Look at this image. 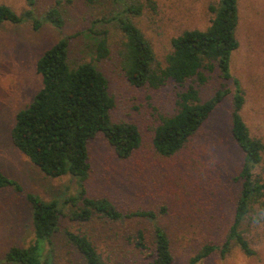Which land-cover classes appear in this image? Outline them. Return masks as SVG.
<instances>
[{
    "label": "rangeland",
    "instance_id": "1",
    "mask_svg": "<svg viewBox=\"0 0 264 264\" xmlns=\"http://www.w3.org/2000/svg\"><path fill=\"white\" fill-rule=\"evenodd\" d=\"M60 2L65 24L58 29L46 22L34 28L30 20L5 22L0 30V170L16 179L24 188L0 190V256L12 245H27L33 239L30 204L25 193L44 199L78 192L77 179L71 175L49 177L13 143L11 129L17 112L28 105L42 85L36 62L61 36L70 39L73 61L93 60L92 35L96 17L113 16L122 5L113 0H37L35 11L42 17L48 8ZM143 11L133 20L150 40L157 61L164 63L173 47L171 39L187 29H205L219 0H140ZM18 13L27 8L26 0H0ZM239 48L232 55V74L245 91L242 114L252 135L264 142V0H239ZM111 55L94 63L109 79L110 93L116 105L111 111L115 121H133L142 134V145L128 158L118 156L104 135L88 143L91 173L85 181L90 196L109 197L123 211L153 209L157 221L166 228L172 242L173 264H264V208L255 204L242 228L252 255L233 244L222 256L219 250L192 263L205 244L222 243L233 221L240 182L236 180L244 154L231 133V96L219 104L188 144L172 156L158 153L152 143L160 114H171L177 107V87L169 80L159 88L132 85L120 66V50L125 39L116 22L108 25ZM218 70L201 88L204 98L223 83ZM264 179L263 159L254 170ZM162 207L166 210L161 211ZM100 221L83 224L68 216L61 219V231L53 238L50 264H84L64 238V229H82L90 233L109 263L150 264L152 257L140 253L132 244H123L122 234L144 228L151 239L152 222L126 219L113 229L102 228Z\"/></svg>",
    "mask_w": 264,
    "mask_h": 264
},
{
    "label": "trees",
    "instance_id": "2",
    "mask_svg": "<svg viewBox=\"0 0 264 264\" xmlns=\"http://www.w3.org/2000/svg\"><path fill=\"white\" fill-rule=\"evenodd\" d=\"M72 1V0H68ZM93 1V0H90ZM122 5L113 16L93 19V60L111 54L108 25L116 22L125 39L120 50V66L132 85L159 88L169 80L177 87V107L171 114H160L154 127L152 143L155 150L172 156L181 151L208 120L215 108L231 96V133L244 154L242 167L235 177L240 182L233 221L225 240L220 244H205L192 258V263L219 250L225 256L235 243L248 255L254 253L242 228L243 221L255 204L264 208V179L255 175V168L263 159L264 142L250 131L242 114L246 102L245 91L238 77L232 74L233 53L239 48L237 28L240 19L239 0H219L211 5L214 17L205 29H187L171 39L173 49L165 62L157 61L150 40L133 20L140 15V0H113ZM27 8L18 13L11 6L0 3V30L5 22L30 20L34 28L48 22L58 29L65 24L64 13L58 4L37 16V0H26ZM68 35L61 36L46 49L36 62L42 85L31 102L21 108L11 129L14 145L45 175H71L77 179L78 192L54 196L47 200L37 193H25L31 210L33 239L23 246L12 245L0 256V264H50L54 257L53 242L61 231V219L68 216L79 223L100 221L102 228L113 229L126 219L142 218L152 222L151 239L144 228L133 234H122L123 244H132L140 253L152 257L150 264H173L174 254L168 231L157 221L153 209L138 208L123 211L106 196H90L85 181L91 173L89 141L102 134L118 156L128 158L142 145L139 126L133 121H115L111 111L116 105L109 90V79L93 60L73 61ZM218 70L225 82L209 97L201 88L212 73ZM12 188L24 193L19 181L0 170V190ZM162 207L161 211H165ZM66 242L84 264L109 263L103 257L90 233L86 230L64 229Z\"/></svg>",
    "mask_w": 264,
    "mask_h": 264
}]
</instances>
